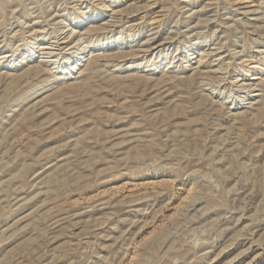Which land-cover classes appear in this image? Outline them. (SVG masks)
Listing matches in <instances>:
<instances>
[{
    "label": "rangeland",
    "instance_id": "1",
    "mask_svg": "<svg viewBox=\"0 0 264 264\" xmlns=\"http://www.w3.org/2000/svg\"><path fill=\"white\" fill-rule=\"evenodd\" d=\"M0 264H264V0H0Z\"/></svg>",
    "mask_w": 264,
    "mask_h": 264
},
{
    "label": "bare ground",
    "instance_id": "2",
    "mask_svg": "<svg viewBox=\"0 0 264 264\" xmlns=\"http://www.w3.org/2000/svg\"><path fill=\"white\" fill-rule=\"evenodd\" d=\"M65 34H66V33H65ZM65 34H64V35H65ZM59 38H60V37H59ZM57 39H58V38H57ZM57 41H58V40H57ZM57 41H56V42H57Z\"/></svg>",
    "mask_w": 264,
    "mask_h": 264
}]
</instances>
